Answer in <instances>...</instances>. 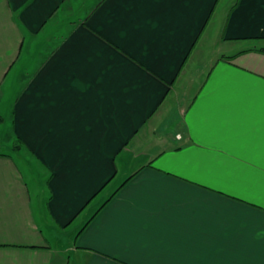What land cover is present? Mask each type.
Here are the masks:
<instances>
[{"label":"crops","instance_id":"1","mask_svg":"<svg viewBox=\"0 0 264 264\" xmlns=\"http://www.w3.org/2000/svg\"><path fill=\"white\" fill-rule=\"evenodd\" d=\"M260 49L264 0H0V264H264Z\"/></svg>","mask_w":264,"mask_h":264},{"label":"rangeland","instance_id":"2","mask_svg":"<svg viewBox=\"0 0 264 264\" xmlns=\"http://www.w3.org/2000/svg\"><path fill=\"white\" fill-rule=\"evenodd\" d=\"M30 43H29V45H30ZM38 44H40L39 47L41 48V43H38ZM210 46L211 45H209L208 48H205L204 60L199 64L198 68L195 67V70L197 73L195 72L194 75L191 77V79H193L195 81V83L191 85V88H189V90H187L186 92L183 93V95L180 96L179 102H180L182 107H184V105H186L188 103V101L191 99V97L194 95V92H195L198 84L204 78L203 74H205L207 72L208 65L210 64L211 60L213 59L215 52H217L216 48H213V46H211V47ZM247 46L251 47V46H255V45L248 43ZM28 48H29V46L26 47L24 55L27 54V52L29 50ZM35 48H36V46L34 45L31 49L35 50ZM47 49H48V46L43 45L41 52L35 57V59H32V62L34 63V61L36 60L35 64H37L38 61L41 59L40 55L42 53H44ZM25 58H26V55H25V57H22L21 61L23 62ZM20 65H22V63H20ZM32 67H33V65L30 66L27 71H30ZM21 72H22V70L19 71L18 73L14 74V76L16 78H18V80L16 79L14 81L13 79H10V81L8 82L9 87L4 90V97L0 98V102H1L0 103V114L5 117V122L0 123V143L2 144L0 146V151H3L4 153H11V155H13V156H15V154L12 153L11 150L9 151L8 147L5 148V145L12 146L13 141H14L13 136H12V132H11V103L14 99L16 91L18 90V87L20 85L25 84L26 81L28 80L27 77L29 76L28 72H26V73H21ZM45 179H46V176L40 175L39 187H37L39 190H42L44 192H45V186H44L45 185ZM33 190L34 189L32 188V191ZM39 190H36V187H35V190L33 193L38 192V196H40ZM41 197H42V199H41ZM43 198H45L44 193L42 194V196H40L39 198L34 200V202L38 205L39 212L42 209V206H41L42 202H40V201H43ZM57 243H58L59 247L61 248V250H63L64 246L66 245V242L63 239H60V240L56 241V245H57Z\"/></svg>","mask_w":264,"mask_h":264},{"label":"trees","instance_id":"3","mask_svg":"<svg viewBox=\"0 0 264 264\" xmlns=\"http://www.w3.org/2000/svg\"><path fill=\"white\" fill-rule=\"evenodd\" d=\"M255 51V50H254ZM258 52H264V50L263 49H260V50H257ZM20 143V141L19 140H16V142H14V148H15V146H16V144H19ZM19 146V145H18Z\"/></svg>","mask_w":264,"mask_h":264}]
</instances>
